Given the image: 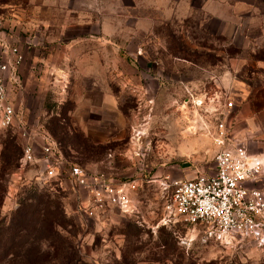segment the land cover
<instances>
[{"label": "rangeland", "instance_id": "374dc122", "mask_svg": "<svg viewBox=\"0 0 264 264\" xmlns=\"http://www.w3.org/2000/svg\"><path fill=\"white\" fill-rule=\"evenodd\" d=\"M105 1L73 13L0 8V41L24 57L22 90L12 92L24 122L64 138L65 155L86 171L138 179L134 211L106 213L132 215L144 227L125 222L124 237L116 225L100 228L83 211L87 194L70 180L59 191L39 184L37 193L61 204L62 233L84 264H264L256 241L219 243L166 210L173 181L212 168L218 120L250 152L264 153V0H175L174 8ZM62 21L71 27L62 31ZM78 33L80 45L47 41ZM7 140L20 142L13 128L0 127V156ZM39 174L25 164L9 175L3 216L36 192L30 184ZM253 185L264 187V177Z\"/></svg>", "mask_w": 264, "mask_h": 264}, {"label": "built area", "instance_id": "2783aa9c", "mask_svg": "<svg viewBox=\"0 0 264 264\" xmlns=\"http://www.w3.org/2000/svg\"><path fill=\"white\" fill-rule=\"evenodd\" d=\"M23 59L17 45L0 41V127L16 131L22 145L21 166H37V180H70L83 189L89 196L88 206L82 207L88 217L109 207L134 211L138 179L88 172L63 153L42 124L24 122L12 97L14 90L19 92L23 87ZM213 138L217 151L212 168L193 178L173 181L166 210L193 228L202 227L207 238L219 243L251 239L264 247V187L253 185L264 177V153H252L235 141L222 119L216 123ZM170 220L169 216L162 221Z\"/></svg>", "mask_w": 264, "mask_h": 264}, {"label": "trees", "instance_id": "16d2710c", "mask_svg": "<svg viewBox=\"0 0 264 264\" xmlns=\"http://www.w3.org/2000/svg\"><path fill=\"white\" fill-rule=\"evenodd\" d=\"M42 125L55 138L56 134L54 136L44 124ZM55 140L65 154L61 144L64 138L57 137ZM21 157V142L15 140L2 142L0 264H84L78 249L62 233L66 229L67 221L61 204L52 200L46 193H37L39 184L48 189L60 190L62 188L60 180H36L30 184L31 191L36 192H30L26 198H20L18 208L9 219L2 215V206L8 188L7 178L19 169Z\"/></svg>", "mask_w": 264, "mask_h": 264}, {"label": "crops", "instance_id": "0c3cea01", "mask_svg": "<svg viewBox=\"0 0 264 264\" xmlns=\"http://www.w3.org/2000/svg\"><path fill=\"white\" fill-rule=\"evenodd\" d=\"M126 1V3H125ZM113 0V4H115L116 8H174L176 1L175 0ZM4 4V5H3ZM0 5V8H62V11H66L69 13H73L75 11H71L69 8H103L108 4L105 0H13V3L11 5H6L3 3ZM3 5V6H2ZM48 24H51L49 21ZM67 23L63 22L60 23L58 26L59 29H69L71 26L66 25ZM74 25V23H73ZM76 27L79 28L80 24L76 23ZM83 25V24H82ZM82 27V26H81ZM53 29V27H52ZM98 38L100 39V35H98ZM61 39L65 44L68 45H80L85 42V36L83 33H78L75 36L72 37H65L63 36L61 38H56L53 36L47 37L48 44H54V42H57ZM97 107V105H95ZM87 131V130H86ZM87 134L90 136V131H87ZM92 137V136H90ZM140 187V184H139ZM137 191V190H136ZM135 191V192H136ZM85 192V191H84ZM86 193V192H85ZM87 194V193H86ZM135 196V193H134ZM86 197V198H85ZM82 207L88 206L89 204V196H85V194H82ZM102 216H95L94 220L99 222L100 228L106 227V226H112L116 225V228H118V232H120L117 235L125 236L124 227H128V223L130 222L136 225H140L141 227H144L143 223H139L135 221L132 215H128V217H122L120 216L118 210L109 211ZM130 216V217H129ZM94 221V222H95ZM98 222L96 224H98ZM119 225V226H117Z\"/></svg>", "mask_w": 264, "mask_h": 264}]
</instances>
